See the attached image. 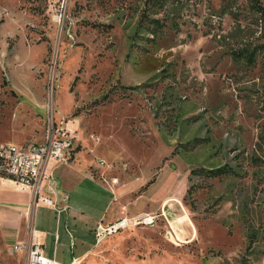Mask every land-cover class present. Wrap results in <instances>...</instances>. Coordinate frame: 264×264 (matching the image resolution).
I'll use <instances>...</instances> for the list:
<instances>
[{"label":"rangeland","instance_id":"1","mask_svg":"<svg viewBox=\"0 0 264 264\" xmlns=\"http://www.w3.org/2000/svg\"><path fill=\"white\" fill-rule=\"evenodd\" d=\"M143 6L0 0V141H40L51 127L73 135L80 158L146 176L129 208L163 214L99 241L86 227L76 264H264V48L250 63L234 53L264 44V26L246 0H169L150 14L165 21L153 36L136 25ZM220 164L228 171L189 172ZM43 204L34 220L53 215ZM64 236L49 255L67 262Z\"/></svg>","mask_w":264,"mask_h":264},{"label":"crops","instance_id":"2","mask_svg":"<svg viewBox=\"0 0 264 264\" xmlns=\"http://www.w3.org/2000/svg\"><path fill=\"white\" fill-rule=\"evenodd\" d=\"M14 139L19 140L18 137ZM1 141L15 145L29 143ZM81 151L76 143H73L67 160L51 159L45 166L46 172L49 173V179L45 183L50 190L45 193L54 200L55 205L43 204L40 201L34 205L30 189L17 186L7 178H0V264L24 263V249L13 250L11 247L20 239L39 240L42 252L55 258L49 255V252L53 253L57 244L65 243L64 234L67 236L70 259L67 262L55 259L63 263L73 260L76 264L79 257L86 255L90 243V234H84L86 227L93 234L91 228L98 219L107 221L138 211L150 212L144 205L136 209L129 208L130 203L136 201L139 195L138 182L146 177L143 172L134 171L132 174L122 175L120 173L116 176L110 172L111 168L98 167L94 155L80 158ZM152 173L147 180L152 179L155 172ZM38 204L54 210L53 215L40 216L34 220L32 213ZM28 211L31 212L29 227L25 220ZM93 236L96 241L101 239H97L94 234ZM47 244H51V248H45Z\"/></svg>","mask_w":264,"mask_h":264},{"label":"built area","instance_id":"3","mask_svg":"<svg viewBox=\"0 0 264 264\" xmlns=\"http://www.w3.org/2000/svg\"><path fill=\"white\" fill-rule=\"evenodd\" d=\"M72 136L65 131H53L47 127L44 138L40 141L15 145L12 142L0 141V178L4 177L17 186L30 189L33 203L40 201L47 205H55L53 199L45 192L50 190L45 183L49 179V173L45 166L51 159L65 161L70 156V148L73 145ZM94 140L98 136L90 133ZM96 165L110 168L111 162L105 159L95 158ZM52 192V191H51ZM163 210L138 211L135 214L120 215L111 220L98 219L93 227V234L97 239L120 230L126 226L137 224L152 225ZM13 250L24 249L25 259L23 264H75L73 260L63 263L55 258L47 256L41 250V243L37 239H20L11 245Z\"/></svg>","mask_w":264,"mask_h":264},{"label":"trees","instance_id":"4","mask_svg":"<svg viewBox=\"0 0 264 264\" xmlns=\"http://www.w3.org/2000/svg\"><path fill=\"white\" fill-rule=\"evenodd\" d=\"M168 2L169 0H144V6L138 16L139 18L136 24L137 27L145 28L147 32L149 31V33H151L154 36L156 32L160 30L161 27L164 26L165 21L163 20L162 17L151 16L150 14H156L164 11L165 6ZM246 2L251 12L257 16L258 20L264 26V6L261 5L258 2V0H246ZM90 25L93 27H105V28H108L110 26L109 24L106 23L105 24L91 23ZM263 48H264L263 43H254L248 46H243L234 53L241 55L243 60L250 63L253 60L255 53L262 50ZM134 86L136 85L124 86V87L133 88ZM199 140L200 139L198 138L186 140L185 142L181 143L180 147L185 149L186 147L196 144ZM172 150L175 151V145L172 147ZM227 171L228 169L226 164H220L219 166H215V167L198 166V167H191L189 169V172H195L202 175L203 174L219 175L220 173H225Z\"/></svg>","mask_w":264,"mask_h":264}]
</instances>
